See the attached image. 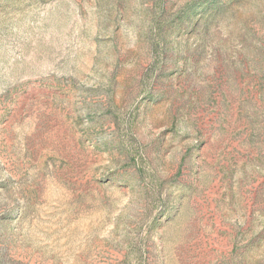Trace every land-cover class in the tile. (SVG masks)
<instances>
[{
    "label": "rangeland",
    "instance_id": "obj_1",
    "mask_svg": "<svg viewBox=\"0 0 264 264\" xmlns=\"http://www.w3.org/2000/svg\"><path fill=\"white\" fill-rule=\"evenodd\" d=\"M0 264H264V0H0Z\"/></svg>",
    "mask_w": 264,
    "mask_h": 264
}]
</instances>
